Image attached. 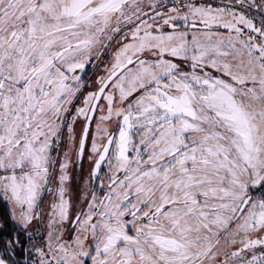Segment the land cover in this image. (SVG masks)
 I'll list each match as a JSON object with an SVG mask.
<instances>
[{"label":"snow or ice","instance_id":"1","mask_svg":"<svg viewBox=\"0 0 264 264\" xmlns=\"http://www.w3.org/2000/svg\"><path fill=\"white\" fill-rule=\"evenodd\" d=\"M0 264H264V0H0Z\"/></svg>","mask_w":264,"mask_h":264}]
</instances>
